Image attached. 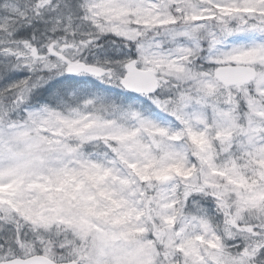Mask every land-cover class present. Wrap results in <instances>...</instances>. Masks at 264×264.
Returning a JSON list of instances; mask_svg holds the SVG:
<instances>
[{
	"label": "snow or ice",
	"instance_id": "obj_1",
	"mask_svg": "<svg viewBox=\"0 0 264 264\" xmlns=\"http://www.w3.org/2000/svg\"><path fill=\"white\" fill-rule=\"evenodd\" d=\"M0 264H264V0H0Z\"/></svg>",
	"mask_w": 264,
	"mask_h": 264
}]
</instances>
